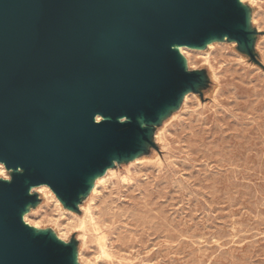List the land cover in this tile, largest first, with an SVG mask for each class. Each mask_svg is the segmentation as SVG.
<instances>
[{
  "label": "water",
  "instance_id": "obj_1",
  "mask_svg": "<svg viewBox=\"0 0 264 264\" xmlns=\"http://www.w3.org/2000/svg\"><path fill=\"white\" fill-rule=\"evenodd\" d=\"M254 33L241 0H0V264H80L76 242L24 220L33 189L77 210L205 86L178 47L230 40L257 61Z\"/></svg>",
  "mask_w": 264,
  "mask_h": 264
},
{
  "label": "rangeland",
  "instance_id": "obj_2",
  "mask_svg": "<svg viewBox=\"0 0 264 264\" xmlns=\"http://www.w3.org/2000/svg\"><path fill=\"white\" fill-rule=\"evenodd\" d=\"M241 2L257 61L230 40L179 46L205 86L77 210L44 184L25 221L76 242L80 264H264V0Z\"/></svg>",
  "mask_w": 264,
  "mask_h": 264
},
{
  "label": "bare ground",
  "instance_id": "obj_3",
  "mask_svg": "<svg viewBox=\"0 0 264 264\" xmlns=\"http://www.w3.org/2000/svg\"><path fill=\"white\" fill-rule=\"evenodd\" d=\"M245 1V0H244ZM250 2V1H249ZM179 50H181L182 52H183V49L181 48V47H179ZM189 93V92H188ZM186 99V98H185ZM184 99V100H185ZM98 120H101V118H98ZM162 135V134H161ZM159 140V139H158ZM111 171V170H110ZM114 174V173H113ZM0 176H2L3 178H5V179H9V175L7 174V173H5L4 172V170H2V168L0 167ZM102 180V176H98L96 179H95V181H94V183H93V185H94V187L92 188L93 189V192H95V190H96V188H97V184L100 182ZM59 199V198H58ZM72 211V210H71ZM26 218V217H25ZM26 222H28V221H26ZM84 222V221H83ZM28 224H30V222H28ZM36 227H38V225H35ZM83 227H84V225H82ZM82 227V228H83Z\"/></svg>",
  "mask_w": 264,
  "mask_h": 264
}]
</instances>
